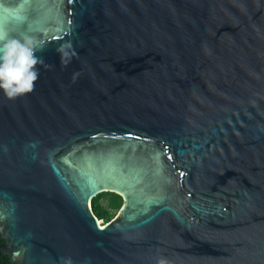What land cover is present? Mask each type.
Returning <instances> with one entry per match:
<instances>
[{"label": "water", "instance_id": "water-1", "mask_svg": "<svg viewBox=\"0 0 264 264\" xmlns=\"http://www.w3.org/2000/svg\"><path fill=\"white\" fill-rule=\"evenodd\" d=\"M43 45L0 92L13 264H264V0H2ZM103 192L123 205L105 224Z\"/></svg>", "mask_w": 264, "mask_h": 264}, {"label": "clouds", "instance_id": "clouds-1", "mask_svg": "<svg viewBox=\"0 0 264 264\" xmlns=\"http://www.w3.org/2000/svg\"><path fill=\"white\" fill-rule=\"evenodd\" d=\"M41 50L43 45L32 38L17 39L0 28V92L5 98L15 100L34 92L41 75L38 65L46 66L36 55Z\"/></svg>", "mask_w": 264, "mask_h": 264}, {"label": "trees", "instance_id": "trees-1", "mask_svg": "<svg viewBox=\"0 0 264 264\" xmlns=\"http://www.w3.org/2000/svg\"><path fill=\"white\" fill-rule=\"evenodd\" d=\"M123 205V199L120 195L112 192H103L92 200V209L98 220L103 224L113 219ZM5 240L0 235V264H13L10 257L3 252L1 245Z\"/></svg>", "mask_w": 264, "mask_h": 264}, {"label": "rangeland", "instance_id": "rangeland-1", "mask_svg": "<svg viewBox=\"0 0 264 264\" xmlns=\"http://www.w3.org/2000/svg\"><path fill=\"white\" fill-rule=\"evenodd\" d=\"M99 222H100L101 224H103V221H102V220H99Z\"/></svg>", "mask_w": 264, "mask_h": 264}, {"label": "bare ground", "instance_id": "bare-ground-1", "mask_svg": "<svg viewBox=\"0 0 264 264\" xmlns=\"http://www.w3.org/2000/svg\"><path fill=\"white\" fill-rule=\"evenodd\" d=\"M100 223V222H99Z\"/></svg>", "mask_w": 264, "mask_h": 264}]
</instances>
